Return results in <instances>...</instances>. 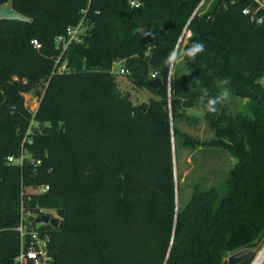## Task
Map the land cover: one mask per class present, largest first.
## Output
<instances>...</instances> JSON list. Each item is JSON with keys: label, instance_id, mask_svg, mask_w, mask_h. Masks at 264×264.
<instances>
[{"label": "trees", "instance_id": "1", "mask_svg": "<svg viewBox=\"0 0 264 264\" xmlns=\"http://www.w3.org/2000/svg\"><path fill=\"white\" fill-rule=\"evenodd\" d=\"M139 1L13 0L30 19L0 20V264H14L20 249L22 183L49 185L33 202L60 218L43 227L54 264H230L264 241V21L243 12L254 0ZM83 15V41L62 54L56 35ZM197 43L203 51L188 56ZM60 55L70 69L53 72ZM118 59L156 96L135 103L116 90ZM153 72L161 85L149 83ZM34 79L44 87L35 111L22 92ZM225 90L248 98L246 110L223 102L208 112ZM195 106L205 108L210 139L178 123ZM30 127L25 146L41 164L9 162ZM182 147L235 160L221 184L198 182L183 207Z\"/></svg>", "mask_w": 264, "mask_h": 264}, {"label": "rangeland", "instance_id": "2", "mask_svg": "<svg viewBox=\"0 0 264 264\" xmlns=\"http://www.w3.org/2000/svg\"><path fill=\"white\" fill-rule=\"evenodd\" d=\"M189 32V30H186L184 33L182 44H184L190 36ZM122 66H125L122 59H118L113 66L115 85L117 87L116 90L128 94L135 103L143 100H150L152 97L156 96V94L149 88H141L133 84L126 72L120 71ZM185 70L186 64L182 57H179L175 63V71L177 73H183ZM14 76L23 79L20 78L18 74H14ZM39 89L41 92L37 93V90ZM22 92L29 108L32 110L37 109L44 93L43 81L41 79H34L30 82L29 86L22 88ZM227 92L228 98L225 102L229 106L230 111L234 113L245 111L248 98H242L233 95L229 91ZM178 123L183 131L201 139H210L214 136L210 123L205 117V108L202 106L187 108V116L179 120ZM234 162L235 160L233 158H229L227 154L219 150H213L206 147L196 150L187 147L180 148L178 151V164L176 165L177 175L181 176L180 181L178 180L181 185L179 205L181 203V206L183 207L187 204L193 193V189L197 186L198 182L202 184V187L221 184L229 167H231ZM51 210L53 215H57L54 208H51ZM261 245L253 249L260 251Z\"/></svg>", "mask_w": 264, "mask_h": 264}, {"label": "built area", "instance_id": "3", "mask_svg": "<svg viewBox=\"0 0 264 264\" xmlns=\"http://www.w3.org/2000/svg\"><path fill=\"white\" fill-rule=\"evenodd\" d=\"M206 0H202L200 5ZM130 4L133 6H139L141 2L139 0H130ZM264 0H254L253 4L246 5L243 8V12L250 16V19L261 23L264 21ZM89 29V25L86 22L85 15L75 24H69L66 30L59 33L55 37L56 44L62 47V54L65 48L73 43L80 42L84 39V34ZM191 35V30H189ZM186 30L184 31V33ZM182 34V37L184 35ZM32 43L36 47L41 46V41L37 37L32 38ZM69 64L67 60H61V55L57 58L56 64L53 72H63L69 70ZM121 72H127L124 66L120 68ZM156 77V72L152 73V78ZM15 78H18L15 76ZM261 83L264 85V76L260 79ZM36 110V109H35ZM33 110V111H35ZM31 132V127L27 131L23 141L21 150L18 156L10 155L8 161L11 163H19L23 165L26 159L35 164H41L40 159H35L25 146L26 142L31 143L32 139L29 136ZM49 190V185H26L22 183L21 187V200H20V220L16 226V230L20 236V249L15 257L14 264H54L55 259L50 250L49 243L51 239V234L48 230L43 227L46 223L43 221H38V219L44 215H49L50 218L58 217L52 214L51 208L40 206L38 203L33 202V195L45 193ZM264 251V241L262 242L260 251ZM257 256V255H256Z\"/></svg>", "mask_w": 264, "mask_h": 264}, {"label": "water", "instance_id": "4", "mask_svg": "<svg viewBox=\"0 0 264 264\" xmlns=\"http://www.w3.org/2000/svg\"><path fill=\"white\" fill-rule=\"evenodd\" d=\"M2 19H20L29 20L30 17L26 14L18 11L13 3V0H7L6 2L0 3V20ZM149 83L152 86H159L162 83L160 77L150 78ZM41 90H37L40 93ZM38 221L50 222L54 227H58L60 223V218H50L49 215H44L38 219ZM257 255V250L252 248H244L238 252L233 253L229 256L228 261L230 264H251Z\"/></svg>", "mask_w": 264, "mask_h": 264}, {"label": "clouds", "instance_id": "5", "mask_svg": "<svg viewBox=\"0 0 264 264\" xmlns=\"http://www.w3.org/2000/svg\"><path fill=\"white\" fill-rule=\"evenodd\" d=\"M203 51V45L202 44H194L186 53L190 57H194L197 53ZM176 59V53H172L169 58L165 61L166 64L171 65L172 61ZM228 98V92L225 90L220 96H218L215 99H210L208 101V104L206 106V110L210 113H216L217 112V104H221L225 102Z\"/></svg>", "mask_w": 264, "mask_h": 264}, {"label": "bare ground", "instance_id": "6", "mask_svg": "<svg viewBox=\"0 0 264 264\" xmlns=\"http://www.w3.org/2000/svg\"><path fill=\"white\" fill-rule=\"evenodd\" d=\"M251 264H264V251L259 252Z\"/></svg>", "mask_w": 264, "mask_h": 264}]
</instances>
